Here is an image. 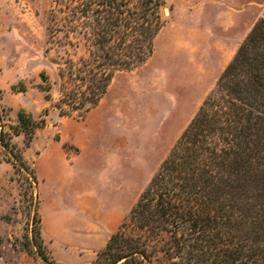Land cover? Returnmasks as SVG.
<instances>
[{
    "label": "rangeland",
    "instance_id": "rangeland-1",
    "mask_svg": "<svg viewBox=\"0 0 264 264\" xmlns=\"http://www.w3.org/2000/svg\"><path fill=\"white\" fill-rule=\"evenodd\" d=\"M60 1L0 0V264H94L264 16V0H163L152 57L79 117L63 99L86 54ZM20 111L44 121L30 147Z\"/></svg>",
    "mask_w": 264,
    "mask_h": 264
},
{
    "label": "trees",
    "instance_id": "trees-1",
    "mask_svg": "<svg viewBox=\"0 0 264 264\" xmlns=\"http://www.w3.org/2000/svg\"><path fill=\"white\" fill-rule=\"evenodd\" d=\"M60 5L68 45L86 54L78 69L70 62L67 78L79 90L63 103L78 102L84 117L117 73L152 57L163 0ZM18 121L13 134L30 147L44 121L25 111ZM94 264H264V16Z\"/></svg>",
    "mask_w": 264,
    "mask_h": 264
},
{
    "label": "crops",
    "instance_id": "crops-1",
    "mask_svg": "<svg viewBox=\"0 0 264 264\" xmlns=\"http://www.w3.org/2000/svg\"><path fill=\"white\" fill-rule=\"evenodd\" d=\"M86 258H87V261L89 262V261H92V257H88V256H86ZM87 262V263H88Z\"/></svg>",
    "mask_w": 264,
    "mask_h": 264
},
{
    "label": "bare ground",
    "instance_id": "bare-ground-1",
    "mask_svg": "<svg viewBox=\"0 0 264 264\" xmlns=\"http://www.w3.org/2000/svg\"><path fill=\"white\" fill-rule=\"evenodd\" d=\"M164 13L167 15L168 14L167 10H164ZM165 14H164V16H165Z\"/></svg>",
    "mask_w": 264,
    "mask_h": 264
}]
</instances>
